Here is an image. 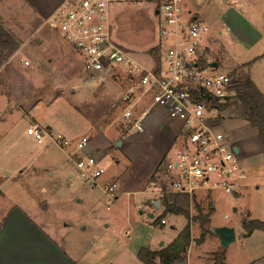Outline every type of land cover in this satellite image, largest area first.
<instances>
[{"label": "rangeland", "instance_id": "1", "mask_svg": "<svg viewBox=\"0 0 264 264\" xmlns=\"http://www.w3.org/2000/svg\"><path fill=\"white\" fill-rule=\"evenodd\" d=\"M157 2L112 0L110 8L113 41L144 66H149L150 60L153 64L158 57L153 15ZM222 4L221 0H185V9L198 15L207 25L208 33H222L217 37L227 50L222 52L209 37L203 45L202 60L215 62L217 68L213 72L229 77L240 64L250 62L248 73L264 95V57L253 60L264 54V30L260 27L262 35L259 28L251 29L246 24L250 9L225 12ZM237 30L247 31L251 44L242 42L243 37L235 34ZM48 33L56 40L60 56H49L45 48V56L33 60L29 52L33 44L16 41L17 48L4 51L5 56L10 55L0 60L1 69L16 70L17 78L11 79L18 95L14 105L9 104L8 112L3 114L10 118L5 117L4 123H0V213L17 209L53 234L56 228L57 235L63 224L76 226L78 221H95L96 226L104 230L96 249L106 246L113 260H120L126 249H139L147 244L158 247L157 251L165 249L188 225L190 242L177 262L213 264V255L220 250L219 242L194 221L198 206L200 214L208 216L207 228L228 227L234 231L235 241L223 250L222 264H264V233L254 231L244 236L241 227L249 220L264 222L263 149L245 121L242 105L231 106L223 124L231 140L239 139L246 150L239 163L245 176L240 187L233 194L219 190L196 193L193 204H179L188 211V219L184 215L164 213L165 208L156 211L154 205L145 204L148 198L145 193L154 191L152 182L156 183L155 188L160 185L157 168L172 140L168 119L162 112L152 110L145 117L141 131L128 133L119 121V83L103 76L90 79L77 55L60 35L54 31ZM20 60L28 61L29 65H21ZM5 103L0 95V109ZM25 114L42 128L68 140L88 139V155L103 170L94 188L84 183L68 152L48 142L36 144L27 136L26 129L32 123ZM119 141L121 147L117 148ZM107 184L117 186L116 201L102 192L101 188ZM156 196L161 200L160 194L149 195V199ZM138 211H142V215ZM147 213L153 215L152 220ZM161 218L166 219V224L155 225ZM72 241H75L74 233ZM85 241H88L87 235Z\"/></svg>", "mask_w": 264, "mask_h": 264}, {"label": "built area", "instance_id": "2", "mask_svg": "<svg viewBox=\"0 0 264 264\" xmlns=\"http://www.w3.org/2000/svg\"><path fill=\"white\" fill-rule=\"evenodd\" d=\"M111 4L112 0H62L45 25L70 46L90 79L103 76L119 83V121L128 133L141 131L152 110L165 113L172 140L157 168L160 185L155 188L152 182L154 191L150 193L181 195L190 204L198 192L233 194L245 176L228 135L218 130V120L234 93L228 75L201 63L207 25L185 9V0H158V57L144 66L113 41ZM19 63L29 65L26 60ZM26 134L36 144L49 142L68 152L85 184L89 188L97 185L103 170L92 156L84 154L87 138L68 140L37 124L27 127ZM116 187L107 184L101 190L115 199ZM157 225H165V221L161 219Z\"/></svg>", "mask_w": 264, "mask_h": 264}, {"label": "crops", "instance_id": "3", "mask_svg": "<svg viewBox=\"0 0 264 264\" xmlns=\"http://www.w3.org/2000/svg\"><path fill=\"white\" fill-rule=\"evenodd\" d=\"M221 1L223 2L222 7H224L225 12L228 11L234 12L237 8L242 9L243 11H245L246 9H250L251 15L248 17V21L246 22V24L249 25L251 29L259 28L263 35L261 28L264 30V24H261V22L262 21L264 22V0H252V1L247 0L245 1L247 2V6L244 5L243 3L244 0H232V1L221 0ZM61 2L62 0H0V29L5 33L8 39H10V41L13 44V47L16 46V41L25 44L31 42L33 45L31 46L32 50L29 52L32 53L33 60H40L43 56H45L46 54L44 52L45 48L47 49L48 51L47 53L49 54V56H54L55 54L60 56L58 52V44L56 43V40L54 39V37H52V35L50 36V34L48 33V31L49 32L52 31L56 32V31L48 28L45 25V21L46 18L57 8V6ZM255 2L256 5L253 4ZM157 4H156V8H157ZM156 8L154 9V12L156 11ZM194 15L198 17L197 14ZM154 23H155V19H154ZM246 33L247 31H241V30L235 31V34L243 37L240 39L242 42L251 44L252 42L251 36L247 35ZM221 35L222 33L220 32L216 34L209 31V33H207L206 35L205 40H203L202 42V50H203V45L206 42L207 38L210 37L211 39H213V41L216 44H218L222 48V52L226 53L227 51L226 48L222 46L219 38L217 37ZM7 55H10V53ZM13 56L16 58V53L13 54ZM263 57L264 54L254 58L253 60L257 61L259 59H262ZM149 63L150 65L152 64L151 60L149 61ZM245 64H248V66L244 69V71L248 74L250 80L258 89L254 79L248 73V68L250 69L251 63L250 62L242 63L240 64V66ZM12 77L17 78V72L14 68H8L6 70L0 68V95H2L6 100V103L0 109V123L2 122L4 123L5 120L3 119L5 117L10 118V115H6L4 117L5 113L8 112L7 106L9 104L14 105V101L16 100L15 98L18 97V95H16L14 92L15 87L12 86V79H11ZM261 94L263 95V93ZM237 104L240 103L237 100H235V95H234L233 101L227 106H225L222 111V115L218 120V130L226 133L228 135V139L230 143H232L233 146H237L239 148V155H237V157L239 158V163H240V158H242V155L245 153L246 150H243L244 147L239 139H234L233 141L231 140L229 136V132L224 131L225 129L223 126L224 122L227 121L226 117L229 110L232 109L231 106H235ZM155 111L162 112L165 115V113L162 110H155ZM24 116H26L28 121H31L32 124H37L36 123L37 121L34 120L29 114H25ZM244 118H245V114H244ZM43 126L50 127L47 124H44ZM252 130L254 131V133H256L254 129ZM88 145L84 150L85 155H88L89 153L87 148ZM263 155H264V149L262 150V159H263ZM99 165L100 164H98V166ZM68 177L69 179H71L72 175H69ZM101 183L103 182L101 181ZM145 194L148 197L145 204H148L149 206L154 205L155 207L154 210L156 211L160 210L161 208H164V205L161 204V202H163L162 196H161V200H159L158 198L160 196H156V198L149 199V195H152L154 193L151 194L149 192ZM116 200H117V196L115 198V201ZM156 200H158L159 202L158 203L159 207H156V203H155ZM17 208L19 209V207ZM142 213H143L142 211H138L139 215H142ZM148 215H152V214L147 213V216ZM161 219H163L166 224V219L164 218ZM82 222L83 221L80 222L78 221V225L76 224V226L70 224H63L59 230V235H57L55 234L56 228L53 229V231L55 232L53 234L49 229L43 226L41 227L36 221L28 218L25 215V213L20 212L17 209H15V211H13L12 213L11 210L1 212L0 213V264H145L138 259L139 251L143 250L150 253H156L160 251V250L157 251L158 247L153 248L150 244H147L145 246L143 245L139 249H133V250L126 249L125 252L122 255H120V260H116V259L113 260L112 258L109 257V251L106 248V246L102 248L100 245L96 249L98 245L99 237H101L104 234V230L102 229V227L96 226L95 221L93 222L91 221L90 223L83 222L84 224ZM80 223H82L83 225H80ZM72 233H74L75 235V241L70 242ZM125 234L128 237V233L126 232ZM86 235L88 239L87 243L86 241L83 242ZM169 244H167V246ZM126 246H129V244H127ZM156 260H158V258H155L152 261V264H155ZM177 261L178 260L172 261L170 264H177L178 263ZM157 264H159V260ZM178 264H186V263L180 262Z\"/></svg>", "mask_w": 264, "mask_h": 264}, {"label": "trees", "instance_id": "4", "mask_svg": "<svg viewBox=\"0 0 264 264\" xmlns=\"http://www.w3.org/2000/svg\"><path fill=\"white\" fill-rule=\"evenodd\" d=\"M12 42L5 33L0 29V60L6 56L4 51H13ZM4 55V56H3ZM202 64H205L201 60ZM248 64L242 65L234 69L229 75L231 77L230 89L235 95L237 100L243 107L245 119L249 127L254 129L256 137L259 140L262 148L264 149V96L258 91L255 85L250 80L248 74L244 69ZM264 165V155H263ZM164 213H171L173 215H184L188 219V211L183 210L179 204H187L186 197L176 194H163ZM198 215L194 219L197 221L205 232H208L207 224L209 222L208 216L203 217L200 214V208L196 207ZM244 232V236L251 235L254 231H260L264 233V222L257 220L245 221L241 225ZM190 239H189V227L188 225L176 236V238L165 248L156 253H150L147 251H139L138 259L145 264H152L155 258H158L159 264H170L172 261L180 259L181 255L186 253ZM224 259V251L213 255V264H222Z\"/></svg>", "mask_w": 264, "mask_h": 264}, {"label": "water", "instance_id": "5", "mask_svg": "<svg viewBox=\"0 0 264 264\" xmlns=\"http://www.w3.org/2000/svg\"><path fill=\"white\" fill-rule=\"evenodd\" d=\"M154 15H157V11L154 12ZM208 67L212 69L217 68V64L215 62L209 63ZM116 147H121V142L116 143ZM232 152L237 156L239 155V148L237 146L232 147ZM156 207H159V202L156 200ZM149 219H152V215L147 216ZM208 232L212 234L219 242V246L221 250H225L229 245L234 243L235 241V235L232 228L228 227H208ZM162 245V244H161ZM160 245V246H161Z\"/></svg>", "mask_w": 264, "mask_h": 264}]
</instances>
